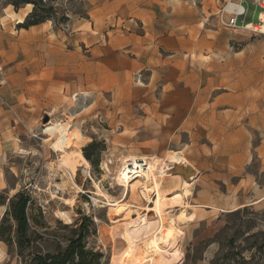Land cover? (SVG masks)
<instances>
[{"label": "rangeland", "instance_id": "obj_1", "mask_svg": "<svg viewBox=\"0 0 264 264\" xmlns=\"http://www.w3.org/2000/svg\"><path fill=\"white\" fill-rule=\"evenodd\" d=\"M230 3L249 8L235 26L228 24L234 16L227 9ZM58 6L69 20L61 24L50 20L52 28L42 30L39 38L30 35L21 39L18 25L12 36L0 37V194L12 197L21 189L32 193V213L40 221L34 228L43 237L36 249L64 248L77 237L83 222L86 248L103 253L102 264H111L112 257L125 250L126 242L121 221H112L111 207L97 192L133 205L134 218L146 214L155 219V212L146 210L154 203L140 194L136 197L130 193L125 199V188L117 185L125 156H154L161 164H168L161 182L167 215L176 217L186 210L198 217L176 223L182 231L177 252L172 256L151 255L144 264H264V201L227 212L215 211L214 215H209L206 207H194L195 173L207 172L218 156L213 150L196 149L207 143L191 140L200 135L193 134L201 127L196 124L200 120L195 119L200 114L209 115L216 98L233 92L232 79L245 72L240 69H244L242 64L249 62L254 68L250 72L256 76V64L264 63V33L247 28L250 23L259 24L261 10L252 1L242 0H122L111 6L114 16L97 21L102 36L97 46L109 47L103 54L72 41L73 22L92 18V0H60ZM9 8L6 1L0 2V18L12 13ZM123 34L151 39L148 54L136 71L131 70L134 54L128 44L118 42L113 50L117 36ZM168 41L181 50L167 49ZM54 44L59 48L58 60L50 63L47 53ZM75 51L115 73L104 78V85H75L64 73L66 61L75 59L71 56ZM119 56H123L122 61ZM213 60L219 64L231 61L237 70L222 64L216 70V64L210 62ZM178 77L197 80V90L193 91L196 100L197 94H204L201 104L183 103L184 114L195 125L182 121V111L181 116L172 115L176 107L164 101L175 95ZM210 78L213 83L218 79V84H200ZM179 87L189 89L188 82H181ZM148 96L151 100L145 101ZM58 122L70 130L71 146L66 150L74 152L72 156L79 158L93 141L100 144L95 163L89 161L88 167L80 159L82 169L74 177L60 164L62 153L52 147L60 135L55 126ZM174 153L184 166L179 173L168 160ZM252 168L256 170V164ZM184 180L191 184L192 193L185 196L189 205L171 208L166 200L182 188ZM196 185L198 201L217 199L211 197L208 179ZM152 195L156 200V193ZM243 195L241 200H248ZM6 208L0 205V222ZM0 264L36 263L28 252L19 255L15 246L0 240Z\"/></svg>", "mask_w": 264, "mask_h": 264}, {"label": "crops", "instance_id": "obj_2", "mask_svg": "<svg viewBox=\"0 0 264 264\" xmlns=\"http://www.w3.org/2000/svg\"><path fill=\"white\" fill-rule=\"evenodd\" d=\"M121 1L92 0L95 6L91 13L92 18L73 22L74 34L72 41L77 45L81 43L85 47H90L95 53L106 54L109 47L105 46L102 48L97 46L102 40L101 32L97 29V21L108 20L114 16L115 10L111 6ZM32 9L33 6L31 4L19 10L10 5L9 10L12 13L0 18V37L12 36L15 26L19 24V18L23 17L25 19ZM46 28H48L47 30L52 28V21H46L29 29L21 28L17 32L21 39H25L30 35H33V37L38 36L39 38L41 31ZM50 36L51 33H49ZM118 42L123 45L128 44L129 50L134 54V57H131V70L136 71L137 68L139 69L142 66L140 63L142 57L148 54L150 47L147 43L151 42V39L147 35L130 34L127 36L123 34L117 36L113 50L117 49L116 44ZM165 45L167 49L177 47L178 50H181L179 46L172 45L170 41ZM50 47L54 48L47 54L50 63H54L56 59L58 60L59 48L56 44L50 45ZM153 53L155 52L153 51ZM73 54L71 56H75V59L72 58L70 61H66L64 73L67 78L72 82L74 81L75 85H104V78L107 80L112 73H115V71L110 70L111 68L101 69L97 64L90 62L80 51H75ZM118 59L122 61L123 56H119ZM210 62L216 64V70L222 65L226 67L233 66V69L237 70L231 61L221 63L222 65L216 60ZM242 66H244V69L242 67L240 69L245 72L241 73L240 77L232 79L233 92L224 97L216 98L211 105L213 109L209 110V115L200 114L195 119L196 121L200 120L196 124L201 127H196V129L200 128V132L194 131L193 134L194 136L200 135L199 138L196 137L197 141L194 138H191V140L193 142L201 141V144H208V146L199 145L196 149L213 150L217 152L218 156L215 165L211 164V167L203 174L195 173L194 177L195 189L192 197L196 203L193 206L206 207L209 215H214L215 211L227 212L238 207L255 204L256 201H259L257 203L264 201V63L256 64L258 66L256 76L255 72H250L254 68L251 67L252 65L249 62L245 65L242 64ZM183 81L186 85L188 82L189 89L187 90L189 91L179 87ZM175 82L178 84V87L174 89L175 95L168 96L164 101L167 102V105L176 107V109L172 110V115L176 113V117H178L181 116L180 112L184 111L183 103L195 102L201 104L205 97L204 94H197L196 100L193 93L194 90H197V80L195 78L186 81L185 78L178 77ZM208 82L211 86H215L218 84V79L213 83L214 80L210 78L206 81L203 80L200 84L206 86ZM221 83L224 84V80H221ZM150 100L149 96L145 99V101ZM180 104L182 105L180 106ZM219 107L227 108L222 109ZM181 117L184 123L188 121V117L184 112ZM188 123L195 125L190 120ZM253 164H256V170L252 168ZM193 167L197 169L196 163L193 164ZM203 179L210 181L213 193L211 197H217L216 200L212 199L210 202L197 200L198 191H196V184L203 181ZM223 185L224 187L222 188ZM242 195L248 200H241ZM197 217L198 214L196 213Z\"/></svg>", "mask_w": 264, "mask_h": 264}, {"label": "bare ground", "instance_id": "obj_3", "mask_svg": "<svg viewBox=\"0 0 264 264\" xmlns=\"http://www.w3.org/2000/svg\"><path fill=\"white\" fill-rule=\"evenodd\" d=\"M227 9L230 11L235 9L239 11L245 10L243 5H236L232 3L228 5ZM262 17L264 18V15ZM23 21V17L19 18V22ZM247 28L261 29L262 33H264V23H261V25H254L253 23H250L247 25ZM55 126L56 131H58L60 135L57 136V140L52 143V147L55 151L62 153V156H60V164L69 170L74 177V175L82 169L80 162L83 161L89 167V161L82 153H79V158H76L77 156H72L74 152L72 154H70L69 151L67 152L66 149L71 146L72 140L70 130L67 125H62L60 123ZM80 159L82 160L80 161ZM138 159H144L147 166L143 167L141 165H136L135 167H129V165H131V161H135L136 163ZM168 160L174 162L177 173L181 172L184 168V166L179 162L180 157H178L177 153L172 154ZM160 162L154 156H125L121 164L123 172L122 170L119 171L117 178V185L125 188L123 190L125 192V199L130 193L136 197L140 194L148 202L154 203V207H148L146 210L150 209L154 211L156 214L155 219H149L146 214L139 216L140 218H134L131 214L134 207L133 205L126 203V201L124 202V200H111L110 196L103 193L101 190L97 192L98 195L103 197L104 203L111 207L110 211H113L114 214L112 221L115 223L121 221L123 239L126 242L125 250L120 255L113 256L111 264H144L151 255L172 256L178 251V244L182 237V231L176 223H187L196 219L194 212L187 213L186 210H182L176 217H170L167 215V205L164 203L162 198L163 195L161 193V182L163 175H165L166 172L164 168L168 166V164H161ZM125 167L133 169V173H137L136 177L124 174ZM135 183L140 184V186L138 188L135 187ZM181 185L182 188L166 200L170 204L171 208L182 207L185 209L189 205L185 201V196L192 193L190 189L191 184L189 180H184ZM152 193H156V200H153Z\"/></svg>", "mask_w": 264, "mask_h": 264}, {"label": "trees", "instance_id": "obj_4", "mask_svg": "<svg viewBox=\"0 0 264 264\" xmlns=\"http://www.w3.org/2000/svg\"><path fill=\"white\" fill-rule=\"evenodd\" d=\"M6 1L16 10L31 4L32 11L27 15L19 28L28 29L46 21L52 20L55 23H66L69 17L60 10V0H0ZM100 144L93 141L83 148L84 157L92 164L95 163L94 154L98 153ZM0 205H6V211L0 222V240L10 247L15 246L19 255L28 252L36 264H102L103 253L88 250L86 248L85 225L82 222L78 228V235L71 238L67 245L62 248L57 245L54 251H41L36 248L38 240L43 238L34 226L40 221L33 215L34 199L32 193L27 189H21L12 197L0 194ZM241 208L234 211L240 212Z\"/></svg>", "mask_w": 264, "mask_h": 264}, {"label": "built area", "instance_id": "obj_5", "mask_svg": "<svg viewBox=\"0 0 264 264\" xmlns=\"http://www.w3.org/2000/svg\"><path fill=\"white\" fill-rule=\"evenodd\" d=\"M244 2H248V1H252V5L255 6L256 8L260 9L261 12L258 16V20H259V25H261V23H264V18L262 17L264 15V0H242ZM237 5V4H236ZM245 10L239 11L237 9L233 10V17L230 19V22L228 23L230 26H235L237 21H238V17L242 16V15H247L249 13V8L246 9V7L244 6ZM254 31H258L260 33H262L261 29H254ZM136 165H141L143 167L147 166L146 165V161L140 160L138 159L135 163V161H131V165H129V167H135ZM129 167H125L124 168V174L129 175V176H133L136 177L137 173H133V169H129ZM137 169V168H135ZM122 172H123V167H122ZM134 180V179H133Z\"/></svg>", "mask_w": 264, "mask_h": 264}]
</instances>
